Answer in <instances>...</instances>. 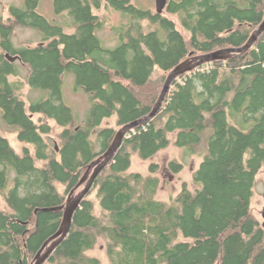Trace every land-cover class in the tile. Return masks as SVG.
<instances>
[{"label":"trees","instance_id":"1","mask_svg":"<svg viewBox=\"0 0 264 264\" xmlns=\"http://www.w3.org/2000/svg\"><path fill=\"white\" fill-rule=\"evenodd\" d=\"M51 1L66 21L50 24L41 0L10 7L12 26L0 17V119L25 145L18 155L0 135V264H31L59 230V208L88 166L119 129L151 112L171 70L190 55L243 46L264 18V0H169L165 12L177 24L131 0ZM103 5L131 22L108 23L94 14ZM14 26L35 30L39 43L15 48ZM106 27L116 34L113 47L98 36ZM65 73L89 96L82 125L72 126L61 100ZM25 85L44 94L26 102ZM45 118L62 129L55 141ZM112 118L115 127L103 125ZM170 146L200 162L194 189L183 184L164 202L156 164L146 175L129 169L133 157L147 161ZM167 167L178 174L183 166ZM263 170L264 34L245 54L172 82L156 116L126 135L94 180L45 264H102L89 255L99 241L109 264H264V228L250 207Z\"/></svg>","mask_w":264,"mask_h":264},{"label":"rangeland","instance_id":"2","mask_svg":"<svg viewBox=\"0 0 264 264\" xmlns=\"http://www.w3.org/2000/svg\"><path fill=\"white\" fill-rule=\"evenodd\" d=\"M25 0H0V17L8 23L10 26L13 22L9 21L10 18V7L23 8ZM131 3L140 10H149L152 13H156L154 0H131ZM38 12L44 16L50 24L62 22L67 20L66 15L63 14L59 17L55 13V8L51 0H41ZM94 14L100 17H104L108 20V23L119 26L120 24H129L131 21L128 17L124 18L121 13L115 11L113 8L103 5L101 9L94 10ZM162 16L171 18L175 24L177 20L175 17L169 16L165 11L162 12ZM98 36L101 38L102 44L106 47H113L117 44L116 34L110 27L104 28L102 31L98 32ZM12 41L15 48L23 47H35L39 43V36L36 34L35 30H31L25 27L14 26ZM104 42V43H103ZM21 66L20 77H24L26 74V66ZM25 70V71H24ZM44 94L43 92H32L26 85L22 88V97L27 102L29 98L32 100L38 99V95ZM61 100L62 103L68 107L73 116L72 126L82 125L85 123L88 112L91 107L89 96L82 88H78L76 83V77L74 74L65 73L62 77V87H61ZM38 116H33L34 120H37ZM51 128L52 134L46 138H50L51 141H55V135L59 133L62 129L58 128L54 121L44 119ZM105 126L115 127L114 118L105 120L103 122ZM0 135L7 139L12 149L18 154H23V143L19 142L17 139V132L8 128L7 125L0 119ZM171 139L174 135L170 136ZM30 148V147H29ZM32 152V149H30ZM175 160L182 164V169L178 174H173L168 169L167 165L170 161ZM200 162L198 156H188L187 150L185 148L179 149L170 146L164 151L159 152L153 158L147 161H141L138 157H133L129 172H138L142 175L149 173L150 164H156L157 176L160 178V186L157 192V199L168 202L171 198L178 195L183 184H186L189 189H194L192 184V174L197 169ZM36 166H40V162L35 163ZM11 186V183L10 185ZM62 189V188H60ZM88 195V194H87ZM93 196V194H92ZM264 170L257 175V181L255 187L253 188V197L251 199V212L254 218L259 222L260 225L264 223V218L262 215L264 208ZM5 203L0 196V210L5 209ZM89 255L98 257L102 264H109L106 255L104 254L103 242L99 241L96 249L90 252Z\"/></svg>","mask_w":264,"mask_h":264},{"label":"water","instance_id":"3","mask_svg":"<svg viewBox=\"0 0 264 264\" xmlns=\"http://www.w3.org/2000/svg\"><path fill=\"white\" fill-rule=\"evenodd\" d=\"M167 2L168 0H154L155 11L157 14H162V12L165 10ZM263 34L264 19L253 30L247 42L243 46L236 48H225L201 55H190L189 58H187L186 60L178 64L173 70H171L165 79L164 85L158 96V100L153 106L151 112L142 119L127 124L121 129H119L108 149L88 166L79 183L68 194L65 205L62 208H59L63 212L59 230L54 236H52L49 240L44 243L42 248L35 255L31 264H45L47 258L51 255L56 246L65 239L71 226L72 216L76 209L79 207L81 201L89 193L94 180L108 166L109 162L112 160L113 156L119 149L126 135L129 132L133 131L135 128L142 126L147 121L151 120L153 117L156 116L174 80H176L178 77L182 76L185 73L191 72L192 70L196 69L197 67L203 64L218 61L225 62L245 54ZM5 56L10 62L19 60L18 57H11L8 54H6ZM262 215L264 218V208ZM262 227L264 228V223L262 224Z\"/></svg>","mask_w":264,"mask_h":264},{"label":"flooded vegetation","instance_id":"4","mask_svg":"<svg viewBox=\"0 0 264 264\" xmlns=\"http://www.w3.org/2000/svg\"><path fill=\"white\" fill-rule=\"evenodd\" d=\"M168 2H169V0H168ZM168 2H167V4H168ZM165 8H166V7H165ZM164 11H165V10H164ZM164 11H163V12H164ZM263 19H264V18H263Z\"/></svg>","mask_w":264,"mask_h":264}]
</instances>
